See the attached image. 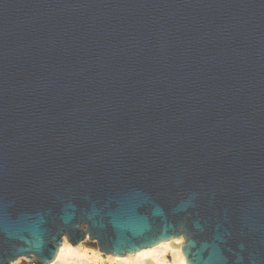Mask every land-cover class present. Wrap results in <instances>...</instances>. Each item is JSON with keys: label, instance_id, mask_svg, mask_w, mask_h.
<instances>
[{"label": "water", "instance_id": "obj_1", "mask_svg": "<svg viewBox=\"0 0 264 264\" xmlns=\"http://www.w3.org/2000/svg\"><path fill=\"white\" fill-rule=\"evenodd\" d=\"M179 237L264 264V0H0V264Z\"/></svg>", "mask_w": 264, "mask_h": 264}, {"label": "bare ground", "instance_id": "obj_2", "mask_svg": "<svg viewBox=\"0 0 264 264\" xmlns=\"http://www.w3.org/2000/svg\"><path fill=\"white\" fill-rule=\"evenodd\" d=\"M183 242L182 237L173 238L133 254L111 256L103 255L95 249H88L82 246V243L72 246L63 239L50 264H186L181 250Z\"/></svg>", "mask_w": 264, "mask_h": 264}, {"label": "rangeland", "instance_id": "obj_3", "mask_svg": "<svg viewBox=\"0 0 264 264\" xmlns=\"http://www.w3.org/2000/svg\"><path fill=\"white\" fill-rule=\"evenodd\" d=\"M82 246L87 247L88 249L97 250L96 243L95 242H90V241H88V239L82 242ZM11 264H31V262H30V259L18 258L17 260L12 262Z\"/></svg>", "mask_w": 264, "mask_h": 264}, {"label": "built area", "instance_id": "obj_4", "mask_svg": "<svg viewBox=\"0 0 264 264\" xmlns=\"http://www.w3.org/2000/svg\"><path fill=\"white\" fill-rule=\"evenodd\" d=\"M30 262H31V264H37V262L32 260V259L30 260Z\"/></svg>", "mask_w": 264, "mask_h": 264}, {"label": "trees", "instance_id": "obj_5", "mask_svg": "<svg viewBox=\"0 0 264 264\" xmlns=\"http://www.w3.org/2000/svg\"><path fill=\"white\" fill-rule=\"evenodd\" d=\"M37 264H39V263H37Z\"/></svg>", "mask_w": 264, "mask_h": 264}]
</instances>
